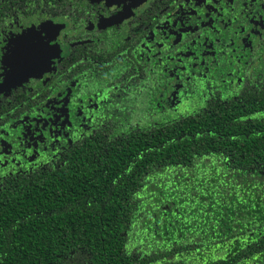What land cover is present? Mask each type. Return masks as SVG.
<instances>
[{
  "label": "trees",
  "instance_id": "16d2710c",
  "mask_svg": "<svg viewBox=\"0 0 264 264\" xmlns=\"http://www.w3.org/2000/svg\"><path fill=\"white\" fill-rule=\"evenodd\" d=\"M241 87L10 179L0 264H264V67Z\"/></svg>",
  "mask_w": 264,
  "mask_h": 264
},
{
  "label": "flooded vegetation",
  "instance_id": "af4514ba",
  "mask_svg": "<svg viewBox=\"0 0 264 264\" xmlns=\"http://www.w3.org/2000/svg\"><path fill=\"white\" fill-rule=\"evenodd\" d=\"M263 67L264 0H0V187Z\"/></svg>",
  "mask_w": 264,
  "mask_h": 264
},
{
  "label": "rangeland",
  "instance_id": "374dc122",
  "mask_svg": "<svg viewBox=\"0 0 264 264\" xmlns=\"http://www.w3.org/2000/svg\"><path fill=\"white\" fill-rule=\"evenodd\" d=\"M194 202H199V200L197 199V201H196L195 198L192 196L191 201H189L187 203L192 205ZM186 206H188V205H186Z\"/></svg>",
  "mask_w": 264,
  "mask_h": 264
}]
</instances>
